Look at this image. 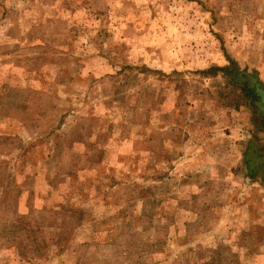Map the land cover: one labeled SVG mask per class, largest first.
I'll list each match as a JSON object with an SVG mask.
<instances>
[{"label": "rangeland", "instance_id": "374dc122", "mask_svg": "<svg viewBox=\"0 0 264 264\" xmlns=\"http://www.w3.org/2000/svg\"><path fill=\"white\" fill-rule=\"evenodd\" d=\"M242 72L264 0H0V264H264Z\"/></svg>", "mask_w": 264, "mask_h": 264}, {"label": "flooded vegetation", "instance_id": "af4514ba", "mask_svg": "<svg viewBox=\"0 0 264 264\" xmlns=\"http://www.w3.org/2000/svg\"><path fill=\"white\" fill-rule=\"evenodd\" d=\"M252 89V88H251ZM254 93L255 102L254 104L260 107V116L258 118V122L264 127V112L261 111V102L258 96L256 95L255 91L252 89ZM252 143H255L252 141ZM258 143V142H256ZM254 145V144H253ZM252 144L248 145V155L250 156L246 160L247 169L250 171V178L254 180L253 177L256 174H264V142H259L253 146ZM264 182V181H263ZM264 184V183H263Z\"/></svg>", "mask_w": 264, "mask_h": 264}, {"label": "water", "instance_id": "95a60500", "mask_svg": "<svg viewBox=\"0 0 264 264\" xmlns=\"http://www.w3.org/2000/svg\"><path fill=\"white\" fill-rule=\"evenodd\" d=\"M238 76L240 78L247 77L250 80L251 88L255 91L256 95L260 99L262 105L261 110L264 112V86H262V84L257 78L251 76L246 72L239 73Z\"/></svg>", "mask_w": 264, "mask_h": 264}]
</instances>
